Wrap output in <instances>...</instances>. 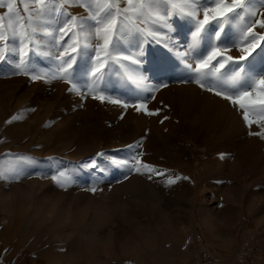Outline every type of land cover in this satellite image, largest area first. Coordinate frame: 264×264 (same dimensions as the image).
<instances>
[{
  "label": "rangeland",
  "instance_id": "374dc122",
  "mask_svg": "<svg viewBox=\"0 0 264 264\" xmlns=\"http://www.w3.org/2000/svg\"><path fill=\"white\" fill-rule=\"evenodd\" d=\"M25 2L30 11L37 7L34 0ZM17 7L26 16L19 0ZM119 7L129 8L131 42L122 39L114 60L101 51L106 65L95 59L73 65L80 84L87 81L95 91L70 92L71 83L45 75L56 71L54 57L64 51L52 47L62 35L55 17L63 19L65 10L78 20L89 14L76 4L42 17L56 31L53 37L38 34V51L52 54L32 57L41 78L10 75L9 64L0 68V171L19 173V179L0 181V264H264V139L249 134L261 132L264 121L249 110V126L238 106L194 81L182 82L196 76L188 65L197 68L202 56L247 55L241 49L250 42L233 46L239 34L225 25L223 43L210 33L192 48L189 19L173 15L165 22L158 8L147 6L137 15L139 4L126 0ZM6 12L0 7V14ZM196 19H203L202 9ZM65 31L62 45L79 29ZM75 43L68 53L75 55ZM160 66L169 71H158ZM247 67L252 75L264 74L259 58ZM97 68L104 72L99 80ZM146 85L157 87L143 91ZM138 96L155 99L144 109ZM137 153L155 171L123 166ZM61 171L74 182L57 184L52 177ZM169 177L175 183H167Z\"/></svg>",
  "mask_w": 264,
  "mask_h": 264
},
{
  "label": "snow or ice",
  "instance_id": "6c2138e0",
  "mask_svg": "<svg viewBox=\"0 0 264 264\" xmlns=\"http://www.w3.org/2000/svg\"><path fill=\"white\" fill-rule=\"evenodd\" d=\"M17 3L18 0H0V7H7V12L0 14V41L4 42L0 46V68L5 64L11 65V68L8 69L10 75H30L32 80L41 78V76L35 74L36 66L32 57L40 55L42 58H52V54L38 51L42 44L38 34L53 37L54 31H56V29L50 30L46 27L45 25L50 21L42 19V17L53 13V11L59 14L64 4H76L89 10L88 16H82L79 20L77 16L70 15L66 10L63 13V19L59 15L55 17V22L62 24L58 28L59 33L62 35L59 38H54L52 47H63L64 51L54 57L55 60L59 61L56 65V71L46 72L45 75L50 76L51 79L59 78L71 83L72 86L68 89L70 92L79 94L86 88L87 92L84 95H87L96 90L90 87L87 81L83 85L80 84L77 78V69L73 67L74 64L79 65L80 60L87 62L95 59L102 60L106 65L108 60L101 57V51L104 52L105 57L114 60L116 57L112 53L120 50L122 39L133 37V32L128 24L130 20L127 15L129 8L121 9L119 7L120 0H60L59 6H55L52 0H34L37 7L31 11L25 0H19V3L24 6L26 16L21 13ZM126 3L128 5L139 4V7L134 9L137 15H142V9L146 6L156 7L163 13L158 19H163L165 22L173 15H181L182 18L194 22L195 30L191 33L192 44L189 45L192 48L199 46L210 33L218 42L223 43L226 38L225 25H233L239 35H234L230 43L237 46L240 41L250 42L251 47L241 49V51H246L247 55L228 56L226 60H221L217 59L219 53H209L206 57L202 56L197 68H192L191 64L188 65V68L195 72L196 76L182 82L191 83L194 81L201 88L222 97L233 106H238L240 110H243V119L249 126L253 123L249 120V110L259 115L260 120L264 121V74L252 75L248 72L247 67L258 58L264 61V45L260 43L264 41V31H254L257 26L264 30V13L258 14L257 11V5L264 7V0H182L179 6L173 3V0H126ZM93 5L95 6L94 12L92 11ZM177 7H179L178 12L167 10L169 8L176 9ZM185 8L190 9V11L185 12ZM199 9L203 11L202 20L196 19ZM6 17H8L7 26L5 25ZM13 17L15 18V24L13 23ZM118 17H122V20H118ZM246 18H248L247 23H245ZM89 21L94 23H89ZM156 22V20L153 21V23ZM15 25H19L22 31H17ZM70 25L71 27H69ZM65 29L69 31L79 29V31H72L70 39L62 45L61 41H64V37L68 35ZM137 31L142 30L138 29ZM81 37L85 41L101 37L103 44L90 42L81 44L79 42ZM74 41L76 43L71 48V52L75 55L68 53V47ZM129 42H131L130 39ZM29 45H32V47H29ZM210 47L215 49V45H210ZM109 48L112 49L111 52ZM92 52H95V57L91 55ZM124 59H128V57H124ZM204 69H210V71H204ZM157 70L161 72L169 71L166 66H160ZM96 71L99 72V75L95 76V79H102L104 72H101L99 68ZM85 75H87V72ZM156 87L146 85L143 87V91L151 92ZM93 98L100 99L101 102H104L105 99L103 96H93ZM136 99L142 108L146 109L147 101L155 99V97L138 96ZM109 102L122 104L119 99H110ZM256 105H259V108ZM122 106L127 108L128 104L123 103ZM137 110L139 111L141 108ZM148 114L155 113L149 111ZM18 118L13 116L12 120ZM249 134L264 139V127H262L261 132H250ZM136 147H139V144ZM138 155L141 154L137 153L131 156L129 160L123 161V166L128 168L129 171L134 170L138 173L142 169L147 170L149 173L155 171L154 166L147 162H141L137 158ZM20 159L28 158L20 157ZM92 165L95 166V161L92 162ZM83 166L89 167L87 164ZM149 178H151L150 175ZM12 179H19V173L15 170L0 171V181L7 182ZM52 179L62 187L74 182L73 177L63 171L59 172L58 176L54 175ZM185 179L187 178L185 177ZM167 183H175V179L169 177ZM91 190L96 191L95 188Z\"/></svg>",
  "mask_w": 264,
  "mask_h": 264
},
{
  "label": "bare ground",
  "instance_id": "6f19581e",
  "mask_svg": "<svg viewBox=\"0 0 264 264\" xmlns=\"http://www.w3.org/2000/svg\"><path fill=\"white\" fill-rule=\"evenodd\" d=\"M210 96V95H209ZM210 108V107H209ZM224 109V108H223Z\"/></svg>",
  "mask_w": 264,
  "mask_h": 264
}]
</instances>
